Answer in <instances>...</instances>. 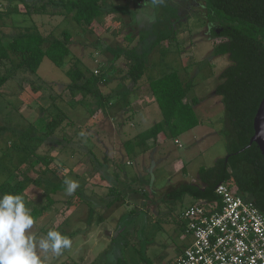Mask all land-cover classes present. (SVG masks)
Instances as JSON below:
<instances>
[{
    "label": "rangeland",
    "instance_id": "1",
    "mask_svg": "<svg viewBox=\"0 0 264 264\" xmlns=\"http://www.w3.org/2000/svg\"><path fill=\"white\" fill-rule=\"evenodd\" d=\"M107 1L115 5H127L138 14L155 17L150 6L151 0H146L142 5L139 0ZM196 2L203 4L202 0H196ZM9 10L12 11L9 12ZM119 16H122V20L124 19L123 25L122 23L114 24L115 19L106 18L103 19L102 24L99 22L91 33H87L80 32L81 27L71 19L69 21L53 19L46 15L28 16L21 4H8L0 0V25L11 27L35 25L43 35L51 36H58L62 30L72 34L76 32L70 50L73 57L78 60V67L83 71L87 70V75L100 66L103 71L106 68H115L116 71L123 68V59L115 61V54L130 46L125 38L128 33L134 39L132 46L137 45L139 49L145 50L150 44V38L142 42L137 38L139 32L151 30L146 21L139 17L137 22L130 24L127 14L121 13ZM120 26L123 28L119 35L115 36L113 31H118ZM205 26L204 11L196 8L188 16L186 23L181 27V33H178L175 40L150 47L144 77L139 81V85L147 86L148 81L174 71L181 78L184 77L185 81L191 82L193 95L202 98L199 110H205L206 114L200 115L204 120L206 115L208 123H204L202 128L178 136L176 140L179 145L174 143V139L165 136L163 145V148L168 149L164 154L165 157L180 159L186 165V171L177 176L181 177L185 183H189L191 178L196 177L200 167H211L215 162L214 159L224 156L226 152L223 139L218 134L206 135V133L218 131L221 127L218 114L211 115L207 106L210 101L208 98L212 96L218 82L217 75L228 66L229 62L225 56H211L213 46L220 42V39H209ZM106 28H110V31ZM11 70L12 66L8 62L0 66V73H11ZM15 82H19L18 87L22 86L26 90L35 88L39 94L33 100L24 91L19 95L15 93L10 96L0 95V127H2L0 128V184L18 176L16 171L18 167L23 174L28 173L30 162L34 158L29 156L41 138L45 141L39 148L40 152L53 157L50 168L56 170L55 175L51 176L49 173L44 178L54 183L60 180L64 183L65 179L79 182V187L72 195H67L65 191L51 195L53 203L35 219L33 228L30 230L39 239L45 236L49 229L54 228L72 241L71 247L62 250L60 255L50 252L40 253L43 264H97V262L98 264H116V260L119 261L118 264H144L145 261L152 264H168L182 253L190 243L191 237L185 229L181 214L186 207L195 203V200L188 195L175 200L164 197V194L175 188V186L167 187L173 184L175 179H166L162 169L165 164H162L160 160L154 164L155 159L149 155L145 161L147 167L145 169L133 153H127L128 158L124 155V158L116 160L113 164L100 163L98 171L105 172L111 177L117 186L114 192L120 194L117 203L107 206L110 200L108 197L110 184L103 183L100 189L96 188L99 183L92 177L95 165L75 155L78 149L81 151L79 145H83L84 150L91 148V140L75 141V138L66 145L62 140L71 130H66L67 133L58 130L54 133L55 136L49 139H44L45 136L42 135L43 122L47 121L49 114L53 115L56 112L52 102L57 107H63L61 105L63 103L65 106L63 110L70 115L72 110L66 105L70 103H65L64 100H68L69 97L71 104H76L75 96L77 99L81 97L77 94L71 98L69 92H66L64 97L61 96L65 91V85L69 83L63 69L57 68L48 59H44L35 75L17 74L7 84L10 83L12 86ZM116 83L117 81L112 80L106 85H100L98 90H107L110 85ZM106 92L108 91H105L108 95ZM5 93L9 91L5 90ZM109 96L114 105H122L119 99L120 94L110 92ZM93 98L89 96L87 100L95 101ZM147 104L150 115L141 120L135 117L134 128H130L129 118L125 119L123 124L117 120L113 122L115 131L108 126L107 120L108 123L105 120L100 121L98 128L104 131L102 134L104 138L109 139L113 136V132L118 134L122 127L131 133H141L160 121L161 114L156 102L147 101ZM26 105L32 106L31 108L39 114L37 119H33L30 115L31 108H25ZM81 110V107L76 108L78 112ZM74 115L75 112L70 117L73 124L78 117L77 114L75 115L77 117ZM78 123H80L79 120L76 124ZM29 126H35L36 133L30 131ZM95 129L96 127H93V130L88 129L84 138L91 135L97 141ZM34 135H36L35 139ZM105 142L108 143V141ZM56 143L60 144L55 145ZM24 160L25 162L20 165ZM126 161L131 164H126ZM131 174H137L138 178L130 180ZM196 183L199 184L197 179ZM42 185H30L22 194L26 207L31 211L48 203Z\"/></svg>",
    "mask_w": 264,
    "mask_h": 264
},
{
    "label": "trees",
    "instance_id": "2",
    "mask_svg": "<svg viewBox=\"0 0 264 264\" xmlns=\"http://www.w3.org/2000/svg\"><path fill=\"white\" fill-rule=\"evenodd\" d=\"M4 1L8 4H21L28 16L49 15L69 18L87 33L95 29L99 18L110 13L127 14L130 24H134L138 19L137 13L130 10L127 5H115L107 0ZM145 1L139 0L141 5ZM202 1L201 9L204 11L206 23L210 26V37L220 39V42L213 46L211 56H225L229 62L217 75L218 82L213 90L223 106L221 127L216 132L223 139L226 152L224 156L215 160L211 167L199 168L197 172L199 184H180L164 194V197L175 200L188 195L196 201H213L217 199L214 193L216 186L224 183L234 186L237 194L244 200L251 201L264 214V159L257 145L249 143L254 133L253 119L264 97V0ZM150 6L155 14L154 24L150 31H141L137 37L140 42L150 38L148 47L141 50L137 45L132 46L134 39L128 33L125 38L130 46L115 54V61L123 59V68L119 71L115 68H106L103 71L100 66L97 67L98 75H94L93 72L87 75V70L83 71L78 67V60L73 57L70 50L74 34L69 31L62 30L58 36H51L43 35L35 25L11 27L1 24L0 66L8 62L12 70L11 73H0V90L17 74L35 75L42 61L48 59L54 66L63 69L69 80L65 90L70 93L71 98L79 94L81 100L89 96L96 99L94 110L89 111L91 114L97 109L106 112L115 104L111 102L109 94L104 96L98 91L100 85H106L112 80L117 81L119 86L116 92L121 96L119 99L122 106L127 104L128 96L142 87L139 81L144 77L150 47L175 40L188 18L179 16L180 5L176 0H162L155 4L151 0ZM191 86L192 84L174 71L148 81L146 90L153 96L161 120L139 135L138 145L155 140L161 133L176 140L178 136L199 125L200 121L194 111L199 99L185 101L188 93L192 91ZM52 106L56 112L53 115L49 114L47 121L43 122L44 139L51 138L56 131L62 129V126L69 125L59 107L53 102ZM30 115L37 119L39 114L35 112ZM28 129L36 133L35 126H29ZM44 141L43 138L39 139L36 148L31 152L29 157L34 158L30 162L27 174H23L18 167L16 169L18 176L0 184V195L5 193L22 195L30 185L43 184L48 203L46 206L32 209L34 219L53 203L51 195L59 191L66 192L62 180L54 183L44 178L49 173L51 176L55 175L56 171L55 168H50L53 157L38 153ZM24 162L25 160L20 165ZM100 175L110 184L108 189L110 200L107 203L110 207L119 201L120 194L114 192L117 186L108 174L101 172ZM115 262L119 263L118 260ZM143 263L152 264L149 261Z\"/></svg>",
    "mask_w": 264,
    "mask_h": 264
},
{
    "label": "crops",
    "instance_id": "3",
    "mask_svg": "<svg viewBox=\"0 0 264 264\" xmlns=\"http://www.w3.org/2000/svg\"><path fill=\"white\" fill-rule=\"evenodd\" d=\"M129 9L131 10V8H129ZM46 16H49V15H46ZM49 17L53 18V19H60V20H68L69 19V18H63V17H59V16H49ZM121 17L122 16H119L118 13H110L104 17L99 18L96 22V25H98L99 22H101V24H102L103 19H106V18L107 19H113V20L115 19L113 21L114 24H116V23L121 24L122 23L121 25H123L124 19L122 20ZM139 17H141L144 21H146L147 26H150V28L153 26L154 20H155L154 16L144 15L143 13H140V14H138V18ZM122 28L123 27L120 26L118 31L117 30L113 31V33H115V36L119 35ZM106 29H107V31L108 30L110 31V28H106ZM80 32H83V31L80 30ZM74 40H75V37L73 36V42H74ZM10 83L1 88V90H0L1 94L0 95H9L10 96L11 94H14V93L19 95L20 92L24 91V93L27 94L28 96H30L33 100L34 98H36V95L39 94L37 91H35L32 88H28V90H26L22 86L18 87L17 83H19V82H15L14 84H12V86H10ZM189 83L191 84V82H189ZM108 88L109 89L104 90V91L103 90H100V91L98 90V91L100 94H103V95L105 94V91H108L106 93L109 94L110 92L118 91L117 89L119 88V86L116 83L114 85H110ZM146 89H147L146 86H142V88L131 93L128 96V98H129L128 102H127L128 105L123 104V106H122V105L116 104V105H113L114 108H112V109L109 108L110 110L105 109L106 112L102 109H97L94 112H92V114L89 112L90 110H94V105L97 102L95 98H93V99H95V101H93V100L88 101L87 98H85L84 100H81V97H80V99L79 98L77 99V96H75L74 101L76 104H71V99L69 97H68V100L65 99L64 100V101H66L65 103H70V104H66L67 108L72 110L70 115H67V113L63 110V107H65L63 103L61 104L63 107L58 106L59 109L61 110V112H63L65 114L67 121H69V125L66 126L64 124L65 126L62 127L61 130L63 132L64 131L66 132V130H71V132L68 134V136H65L66 138L62 141H64L66 145H69L71 143V141L75 138H76L75 141H79L80 139L81 140L86 139L87 141L91 140V148H88V150H84V146L79 145V147L81 148V151H80V149H78V151L76 152L75 155H78L79 158H81V159L83 158L82 160L86 159L85 161L92 162L95 165V168L93 169L95 171L92 173L93 174L92 177H93V179H96L97 183H99L98 186L96 187L98 189H100L99 187L101 185H103V183L108 184L106 181H104L102 179L100 173H98L99 172L98 171L99 170V168H98L99 164L104 163V162L109 163V164H111V163L113 164L116 162V160H119L120 158H124V155H125V157L128 158L127 153H133L134 156L138 159V161L143 164V167L145 169L147 168L145 165V161L149 157V155H151L152 158L155 159L154 164H156L157 160H160L162 162V164H165L162 169L165 173L166 179H168V180H171V179L174 180L175 179L174 183L169 184L167 187L175 186V188H177L180 184L185 183V182H183L181 177H177V176H179L181 173L183 174L186 171V165L180 159H175L172 157L171 158L165 157L164 154L167 153L168 149L163 148V145L165 144L164 141L166 138L163 133L159 134L155 140H148L145 142V144L138 145L139 135L142 134L143 132L135 134V133H131L128 129H125L122 127L120 132L117 130L118 134H117V132H113V136H110L109 139H106L102 135V134H104V131L102 132L101 129L98 128L100 126L99 122L105 120L106 123L109 122L108 126H111L110 128H112V130L115 131L114 130L115 125L113 122H115L117 120L123 124L124 120L127 118H129L131 120L130 121V128H134L136 126V122L134 121L135 117H139L140 120L148 118V116L150 115V108L148 107L147 101H149V102L154 101V98L151 95V93ZM5 90L9 91V93H5ZM11 91H12V93H10ZM66 92H68V91L65 90L64 92H62L61 96L64 97V95H66ZM192 98H198V97L193 95L192 92L190 91L188 93V96L185 99V101L187 100L189 102L190 100H192ZM198 99H199V103L194 107V111H195L200 123L198 126L191 129L190 131H193V130L198 129V128H202V126L205 125L204 123H208L206 115H204L205 120L200 115V114H206V111L205 110H199V106L202 103V101H201L202 98L201 99L198 98ZM208 99L210 101L208 103L209 105L207 104L208 105L207 109L209 110L210 114L211 115L218 114L217 117L219 116V118H220L223 114V106L220 103V98L215 96L214 93L212 92V96ZM111 102L113 103L112 100H111ZM89 103H91V104L89 105ZM124 105H127V106L125 107ZM31 107L32 106L29 107L28 105H26L25 108H31ZM78 107H81V109H82L81 112L76 111V108H78ZM197 110H198V112H197ZM30 111L32 114L36 112L35 109H33V108H31ZM73 112H75V115L77 114V116H78L77 117L74 115V117H77L76 121H74L75 124H73V122L70 120V117L72 116ZM207 117H210V116H207ZM78 120L80 121V123L76 124V122H78ZM157 122H159V121H157ZM157 122H155V123H157ZM93 127H96L94 134H95V137L98 139L97 141L94 138H92L91 135L87 138H84V135L83 136L80 135L81 132H84L86 134V131H88V129L93 130ZM92 130H90V132H92ZM190 131H188V132H190ZM212 133L217 134L216 131H212L211 133L210 132L206 133V135L212 134ZM52 136H55V134H53ZM105 141H108V143H106ZM174 143H175V140H174ZM59 144L60 143H56L55 145H59ZM176 144L179 145V143H176ZM40 151L41 150L39 149V152ZM41 154H43V153H41ZM218 158H215L214 161L217 160ZM126 164H131V162L126 161ZM126 177L128 178V175ZM137 178H138L137 174H134V175L131 174L130 175V180H136ZM196 179H197V175H196V177L191 178L189 183H192V184L196 183ZM164 188H166V187H164ZM195 202H196V200H195Z\"/></svg>",
    "mask_w": 264,
    "mask_h": 264
},
{
    "label": "built area",
    "instance_id": "4",
    "mask_svg": "<svg viewBox=\"0 0 264 264\" xmlns=\"http://www.w3.org/2000/svg\"><path fill=\"white\" fill-rule=\"evenodd\" d=\"M214 193L183 210L191 242L168 264H264V214L234 186L220 183Z\"/></svg>",
    "mask_w": 264,
    "mask_h": 264
},
{
    "label": "clouds",
    "instance_id": "5",
    "mask_svg": "<svg viewBox=\"0 0 264 264\" xmlns=\"http://www.w3.org/2000/svg\"><path fill=\"white\" fill-rule=\"evenodd\" d=\"M158 2L162 0H153L154 4ZM64 185L67 195H72L79 182L65 179ZM34 223L21 194L0 195V264H43L40 253L60 255L62 250L71 247V239L54 228L37 239L30 231Z\"/></svg>",
    "mask_w": 264,
    "mask_h": 264
},
{
    "label": "water",
    "instance_id": "6",
    "mask_svg": "<svg viewBox=\"0 0 264 264\" xmlns=\"http://www.w3.org/2000/svg\"><path fill=\"white\" fill-rule=\"evenodd\" d=\"M264 117V97L260 101L253 119V136L250 138V145L256 144L264 159V123L261 118ZM227 160V158L225 159ZM109 235V233H107Z\"/></svg>",
    "mask_w": 264,
    "mask_h": 264
},
{
    "label": "flooded vegetation",
    "instance_id": "7",
    "mask_svg": "<svg viewBox=\"0 0 264 264\" xmlns=\"http://www.w3.org/2000/svg\"><path fill=\"white\" fill-rule=\"evenodd\" d=\"M176 2L180 5V12L178 13L179 16L188 17L191 12H193L196 8H202V4L197 3L196 0H176ZM206 34L208 38L210 37V26L206 23Z\"/></svg>",
    "mask_w": 264,
    "mask_h": 264
},
{
    "label": "snow or ice",
    "instance_id": "8",
    "mask_svg": "<svg viewBox=\"0 0 264 264\" xmlns=\"http://www.w3.org/2000/svg\"><path fill=\"white\" fill-rule=\"evenodd\" d=\"M261 122L264 123V117L261 118Z\"/></svg>",
    "mask_w": 264,
    "mask_h": 264
}]
</instances>
